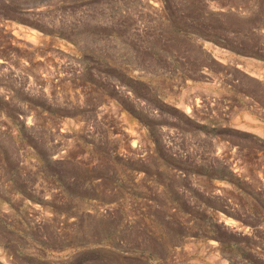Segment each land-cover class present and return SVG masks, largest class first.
Wrapping results in <instances>:
<instances>
[{"label": "rangeland", "instance_id": "374dc122", "mask_svg": "<svg viewBox=\"0 0 264 264\" xmlns=\"http://www.w3.org/2000/svg\"><path fill=\"white\" fill-rule=\"evenodd\" d=\"M0 264H264V0H0Z\"/></svg>", "mask_w": 264, "mask_h": 264}, {"label": "bare ground", "instance_id": "6f19581e", "mask_svg": "<svg viewBox=\"0 0 264 264\" xmlns=\"http://www.w3.org/2000/svg\"><path fill=\"white\" fill-rule=\"evenodd\" d=\"M34 37H35V36H34ZM32 38H33V37H32ZM35 38H36V37H35ZM28 40H29V39H28ZM28 40H27V41H28ZM30 40L32 41V39H30ZM30 40H29V42H31ZM33 40H34V39H33ZM35 40H36V39H35ZM18 42H19V41H18ZM33 42H34V41H33ZM22 43H23V42H22ZM246 122H247V121H246ZM254 122H255V121H254ZM252 130H254V129H252ZM256 131H257V130H256V128H255V132H256ZM261 131H262V130H261ZM260 133H261V132H260ZM226 226H227V224H226ZM207 245H208V244H207Z\"/></svg>", "mask_w": 264, "mask_h": 264}]
</instances>
